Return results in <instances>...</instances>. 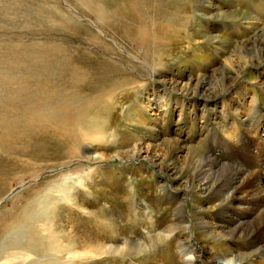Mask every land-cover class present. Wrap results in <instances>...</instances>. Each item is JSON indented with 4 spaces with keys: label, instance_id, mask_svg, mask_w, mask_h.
<instances>
[{
    "label": "rangeland",
    "instance_id": "rangeland-1",
    "mask_svg": "<svg viewBox=\"0 0 264 264\" xmlns=\"http://www.w3.org/2000/svg\"><path fill=\"white\" fill-rule=\"evenodd\" d=\"M108 1L0 0V264L264 261V0Z\"/></svg>",
    "mask_w": 264,
    "mask_h": 264
},
{
    "label": "bare ground",
    "instance_id": "bare-ground-1",
    "mask_svg": "<svg viewBox=\"0 0 264 264\" xmlns=\"http://www.w3.org/2000/svg\"><path fill=\"white\" fill-rule=\"evenodd\" d=\"M133 1V7H132V4L131 3H129V2H126V0H109L107 3H109V4H112V3H115V5L116 6H119V5H121V3H123V4H125L127 7V9H128V14L129 15H133L134 14V12L136 11L135 10V3L134 2H136V1H138V0H132ZM144 1V0H143ZM156 2V1H155ZM157 2H160V1H157ZM152 3H153V1H152ZM151 3V4H152ZM151 4H149V5H151ZM153 6V5H152ZM23 7V6H22ZM121 7H124V6H122L121 5ZM159 16H160V14H159ZM174 16L175 17H178L179 18V15L178 14H174ZM8 58V57H7ZM13 65V64H12ZM58 77V76H57ZM52 85V84H51ZM72 97V96H71ZM6 102V101H5ZM9 102V101H8ZM12 102V101H11ZM1 103V102H0ZM4 103V102H3ZM14 103V102H13ZM9 104V103H8ZM15 104V103H14ZM19 104V103H18ZM3 105V104H2ZM5 105V104H4ZM6 105H7V103H6ZM2 106H0V109H3V108H1ZM11 108V107H10ZM13 109V108H12ZM17 109V108H16ZM5 111H6V109H4ZM64 110V109H63ZM78 110V109H77ZM92 110V109H91ZM9 111V110H8ZM65 111H67L68 112V110H65ZM23 113H24V111H23ZM81 114V113H80ZM26 115V114H25ZM25 115L22 117L23 119H24V117H25ZM33 116V115H32ZM80 116H82V115H80ZM89 116V115H88ZM45 117H47V116H45ZM95 117V116H94ZM99 117V116H98ZM36 118H37V116H36ZM48 118V117H47ZM83 118V117H82ZM34 119V118H33ZM38 119V118H37ZM94 119V118H93ZM28 120V119H27ZM36 121V120H35ZM53 121V120H52ZM67 121H68V118H67ZM77 121V120H76ZM79 121V120H78ZM62 124V123H61ZM63 129V128H62ZM65 130H67V129H65ZM60 131V130H59ZM58 131V132H59ZM69 138V137H68ZM19 161V160H18ZM217 162V161H216ZM81 184V183H80ZM229 184V183H228ZM227 184V185H228ZM225 185V184H224ZM223 185V186H224ZM232 187V186H231ZM230 187V188H231ZM60 189H61V187H60ZM68 198V197H67ZM264 198V197H263ZM26 219L28 218V217H25ZM240 224V223H239ZM10 226V225H9ZM11 227H13L12 225H11ZM52 229H53V227H52ZM49 231V230H48ZM53 232V231H52ZM30 235V234H29ZM53 235V234H52ZM36 237V236H35ZM34 237V238H35ZM51 240V239H50ZM52 241V240H51ZM77 253V252H76ZM24 254V253H23ZM21 255V254H20ZM186 255V254H185ZM22 256V255H21ZM24 256V258L25 259H28V258H32V256L31 255H23ZM22 256V257H23ZM187 256V260H189V261H191L192 260V255L191 254H187L186 255ZM13 257H15V255H9L8 257H7V262L6 263H8V260H10V261H12V258ZM80 257V256H79ZM6 258V257H5ZM4 258V259H5ZM17 258V257H16ZM14 261V260H13ZM221 261H224L226 264H233V262L232 261H230V260H221ZM12 263V262H11ZM258 264H264V261H262V262H257Z\"/></svg>",
    "mask_w": 264,
    "mask_h": 264
}]
</instances>
